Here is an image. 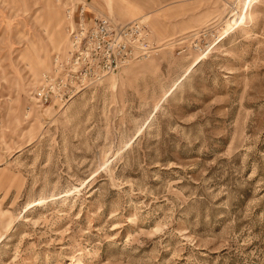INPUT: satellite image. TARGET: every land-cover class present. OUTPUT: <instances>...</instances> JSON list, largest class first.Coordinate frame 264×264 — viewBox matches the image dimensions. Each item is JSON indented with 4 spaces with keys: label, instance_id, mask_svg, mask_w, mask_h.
I'll return each mask as SVG.
<instances>
[{
    "label": "rangeland",
    "instance_id": "rangeland-1",
    "mask_svg": "<svg viewBox=\"0 0 264 264\" xmlns=\"http://www.w3.org/2000/svg\"><path fill=\"white\" fill-rule=\"evenodd\" d=\"M98 16L136 54L43 105ZM0 264H264V0H0Z\"/></svg>",
    "mask_w": 264,
    "mask_h": 264
},
{
    "label": "built area",
    "instance_id": "built-area-1",
    "mask_svg": "<svg viewBox=\"0 0 264 264\" xmlns=\"http://www.w3.org/2000/svg\"><path fill=\"white\" fill-rule=\"evenodd\" d=\"M129 27L116 25L105 17H93L88 24L78 21L66 30L68 47L62 59H55L43 73L34 92L43 105L64 103L87 84L136 54L125 47Z\"/></svg>",
    "mask_w": 264,
    "mask_h": 264
}]
</instances>
